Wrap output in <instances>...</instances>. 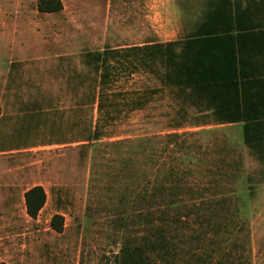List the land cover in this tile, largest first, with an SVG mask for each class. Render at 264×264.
Returning <instances> with one entry per match:
<instances>
[{
	"label": "rangeland",
	"instance_id": "obj_1",
	"mask_svg": "<svg viewBox=\"0 0 264 264\" xmlns=\"http://www.w3.org/2000/svg\"><path fill=\"white\" fill-rule=\"evenodd\" d=\"M62 1L0 0V264H118L124 251L139 264H264V161L241 126L139 72L116 89L158 90L85 140L98 115L89 53L184 37L210 0ZM160 163L174 165L167 219L142 196ZM36 185L47 200L32 218Z\"/></svg>",
	"mask_w": 264,
	"mask_h": 264
},
{
	"label": "trees",
	"instance_id": "obj_2",
	"mask_svg": "<svg viewBox=\"0 0 264 264\" xmlns=\"http://www.w3.org/2000/svg\"><path fill=\"white\" fill-rule=\"evenodd\" d=\"M262 5L255 1V5L249 3V7L244 9L241 0H210L204 20L185 39L154 41L89 53L97 62L95 68L99 72L89 105L98 115L94 122L92 117L93 126L85 140L98 138L103 122H115L126 110L141 108L148 95L158 90L152 89L148 93L116 89L123 79L132 78L139 72L161 71L159 79L164 85L185 93L194 105L203 110H210L216 122H246L244 142L252 152L259 153V160L264 161V113L241 111L243 99L235 81L238 57L245 48L242 43L249 35L256 38L251 48L264 52V31L248 30L257 25L264 26ZM38 9L41 12H57L63 9V1L38 0ZM167 138L169 140L162 153L174 152V133ZM145 141L140 142L143 147L148 144ZM143 152L147 154L146 148ZM154 168L151 174H155V179H148L142 196L148 211L155 206L153 204H157L161 219H167L172 215L171 209H174V165L165 170V165L160 163ZM25 199L27 213L36 218L46 203L47 193L43 186L36 185L25 193ZM58 218L61 217H55L53 227L60 231V222H55ZM142 260L139 252L124 251L118 264H139Z\"/></svg>",
	"mask_w": 264,
	"mask_h": 264
},
{
	"label": "crops",
	"instance_id": "obj_3",
	"mask_svg": "<svg viewBox=\"0 0 264 264\" xmlns=\"http://www.w3.org/2000/svg\"><path fill=\"white\" fill-rule=\"evenodd\" d=\"M241 1L242 8L245 9L249 7V3L255 5V1H257L258 5L260 6L264 0ZM204 18L197 26L189 29L188 33L184 37L175 38L174 41L185 39L189 34L193 33L199 27ZM248 30L254 32L264 31V26L257 25ZM255 39L256 38L249 35L247 40H245V43H242L245 45V48L243 49V53L238 57V76L235 78V81L238 82L239 95L243 99L241 100V111H249L250 113H264V52L261 53L251 48L253 45H255ZM223 124L239 125L244 129L246 122H226ZM252 153L258 159L261 157L259 153H255V151Z\"/></svg>",
	"mask_w": 264,
	"mask_h": 264
}]
</instances>
